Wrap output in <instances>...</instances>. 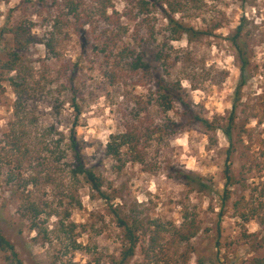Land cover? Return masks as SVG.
Masks as SVG:
<instances>
[{
    "label": "rangeland",
    "instance_id": "374dc122",
    "mask_svg": "<svg viewBox=\"0 0 264 264\" xmlns=\"http://www.w3.org/2000/svg\"><path fill=\"white\" fill-rule=\"evenodd\" d=\"M151 1L159 5L142 8L139 0H112L128 29L123 40L142 52L150 67L145 76L125 72L113 85L107 76L113 65L94 49L95 38L109 27L93 0L82 3L94 14L89 26L85 17L78 22L62 8L64 0H0V30L23 25L30 32L17 69L3 72L0 92V233L24 264H111L125 244L117 214L143 225L130 264L146 261L153 221L166 227L161 264H252L264 257V225L256 218L243 222L234 208L244 196L264 219V0ZM243 18L250 68L236 114V153L229 161V141L217 127L228 123L241 83L230 37ZM190 27L202 34L193 35ZM13 51V36L0 34V59ZM70 78L82 110L78 120ZM12 81L22 86L20 95ZM161 83L181 84L193 116L183 118L173 138L144 137L145 162L122 168L105 156V145L126 126L144 134L163 125L164 114L148 102V90L157 91ZM169 116L179 119L173 112ZM194 116L213 129L190 121ZM73 124L85 164L102 179L109 200L82 178L70 177L72 152L61 146L65 154L57 159L56 141L60 135L68 139ZM13 125L21 152L4 142ZM31 203L42 209L38 228L27 213ZM242 206L240 212L247 207ZM66 209L67 225H75L72 234L60 232ZM190 222L198 229L196 237L174 241V231ZM0 264H7L1 250Z\"/></svg>",
    "mask_w": 264,
    "mask_h": 264
},
{
    "label": "trees",
    "instance_id": "16d2710c",
    "mask_svg": "<svg viewBox=\"0 0 264 264\" xmlns=\"http://www.w3.org/2000/svg\"><path fill=\"white\" fill-rule=\"evenodd\" d=\"M58 1V0H56ZM99 17L102 18L105 26L109 28L104 29L103 33L99 38H95L94 49L98 54H102L107 64H112L114 67L113 71H110L107 76L110 80V83L115 85L118 80L125 75V72L140 73L142 72L143 76L148 73L150 69L149 65L146 64L142 52L138 51L137 48L126 44L123 38L128 34V29L124 24L120 22L119 12L112 5V0H93ZM142 8H147L150 4L151 6H158L154 1L151 0H139ZM246 2L247 0H242ZM150 2V3H149ZM58 5V2H56ZM82 3L84 0H64L62 8L70 15L75 18L76 21H82V18L85 17L88 20L94 18L93 12H89L85 9H82ZM64 12V11H62ZM62 15V13H61ZM84 23L85 26L91 23ZM246 20L243 18L240 25L237 27L234 35L230 37V42L235 47L238 55V60L240 63V75L241 83L235 95V100L233 102L232 113L227 120L226 125H219L218 130H222L224 136L229 141V149L227 151L228 159L232 158L233 154L236 153V142H235V128H236V114L238 110V104L241 101L242 89L246 86L248 82V71L250 68V59L247 53V45L243 39V32L245 29ZM59 26V22L56 21L53 28V31H56ZM184 28V26H182ZM186 32V31H185ZM189 32L193 35H200L202 32L195 31L192 27L189 28ZM11 34L14 38L15 51L6 53V60L3 61L0 59V92L2 89L1 82L3 78V72L5 71H15L18 67V64L21 62L20 52L29 48L30 46V32L29 30L20 25L13 29H2L0 34ZM77 67V65H76ZM144 78V77H143ZM140 78L139 84H145L144 79ZM70 90L73 93V109L76 112V120L80 118L82 110L77 104L78 100V91L74 85V78H70ZM12 86L17 94L20 95L22 86L12 81ZM146 86V85H145ZM148 102L151 106L154 103V107L157 108L159 113L164 114V120L162 121L163 125L151 126L144 129V134L141 131H138L135 128L130 126L125 127V131L113 134L109 137L107 144L105 145V156L116 161L122 168L126 165L127 162L130 163H141L145 162L146 150L142 147V142L145 137L146 141H150L154 137H158L163 140L167 137H175L178 131L182 128L183 118L187 115L193 116L192 106L189 100L186 99L185 94L180 83L177 85H169L161 83L157 91L148 90ZM17 107L19 110L21 108L20 102H18ZM18 109H16L17 114ZM179 110L181 111L179 113ZM177 115L179 119H172L169 116L170 113ZM148 117L151 115L148 113ZM18 118V116H17ZM150 120V119H149ZM190 121H198L203 123L207 128L213 129L212 123L208 120L202 119L199 116L191 117ZM78 126L73 124L72 129L69 132V138L66 139L63 135H60V138L56 141L57 149L64 146V151L66 153L72 152L73 158L75 159L72 167H68L69 175L73 179L82 178L93 191H95L101 198L109 200L111 196L108 193H105L104 187L102 185V179L96 174L92 169L87 168L85 160L82 156L83 147L79 144L76 137L75 129ZM4 142L8 146H12L19 152H21V139L18 137L16 130L13 129L5 134ZM45 147V146H44ZM57 153V159L64 156V151L60 150ZM62 151V152H61ZM41 156V155H40ZM38 156V157H40ZM61 156V157H60ZM19 162H22L18 158ZM230 163V162H229ZM232 169L229 166L226 168V180L230 183L232 180ZM36 180V179H33ZM245 190L249 189L247 186H244ZM226 199L230 197L229 192H226ZM246 203L247 207L245 211L240 212V209L243 208L242 205ZM246 202V197H242L238 202L235 203L234 208L239 214V217L243 222H249L250 218H256L261 224L264 225V219L260 218L258 215V208L256 205ZM48 206V205H46ZM260 205L259 207H261ZM35 203H31L30 207L27 209V213H30L33 222L34 228H38L40 223L37 220H40L41 211ZM52 216V215H51ZM56 216V215H55ZM65 220H60V232L65 234H72L74 232L75 225H67V220H70L71 215L67 212V209L64 212ZM118 216V225L124 229V240L125 244L121 251V254L118 258L113 259L111 264H130V261L135 256L136 249L139 244L140 236L138 232L143 229V225H139L137 221H134L132 224L128 223L125 219ZM188 228H180L174 231V241L177 239L182 242H188L194 239L198 233V229L195 226L194 222H190L187 225ZM149 229V242L148 247L144 249L146 261L143 264H161L163 253H159V250L162 252L163 248L161 244L163 242V231L166 230V227L162 225L159 221H153L148 226ZM34 230V229H33ZM0 250L4 253L7 264H24L20 258L18 252L13 243H11L4 235L0 233ZM161 258V260H160ZM222 264V263H219ZM252 264H264V257L254 259Z\"/></svg>",
    "mask_w": 264,
    "mask_h": 264
}]
</instances>
